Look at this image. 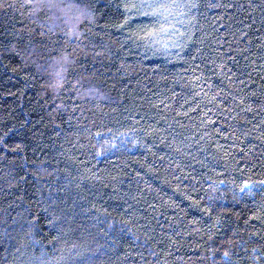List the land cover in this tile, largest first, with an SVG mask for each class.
<instances>
[{
	"label": "trees",
	"instance_id": "trees-1",
	"mask_svg": "<svg viewBox=\"0 0 264 264\" xmlns=\"http://www.w3.org/2000/svg\"><path fill=\"white\" fill-rule=\"evenodd\" d=\"M147 2L0 0V264H264V0Z\"/></svg>",
	"mask_w": 264,
	"mask_h": 264
},
{
	"label": "snow or ice",
	"instance_id": "snow-or-ice-1",
	"mask_svg": "<svg viewBox=\"0 0 264 264\" xmlns=\"http://www.w3.org/2000/svg\"><path fill=\"white\" fill-rule=\"evenodd\" d=\"M194 6H196V5H192L191 7H194ZM133 7H137V6L134 5ZM138 7H148V8H154L157 10H162V9H170L172 6L167 5V4H152V3H148L147 0H145V3L139 5ZM162 14H163V12H161V11H154L151 13L145 12L144 13L145 16H149V15L155 16V15H162ZM167 19H168V17L165 16V20H167ZM160 30L164 31L163 26H161ZM149 36L158 38V33L156 31H153V32L149 33ZM241 191H243V189H241ZM225 255H227V253H225Z\"/></svg>",
	"mask_w": 264,
	"mask_h": 264
}]
</instances>
